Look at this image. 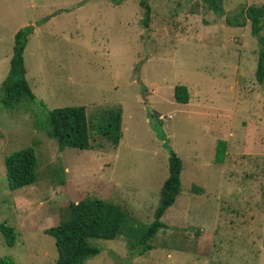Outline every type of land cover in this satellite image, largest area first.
I'll use <instances>...</instances> for the list:
<instances>
[{"label": "rangeland", "instance_id": "obj_1", "mask_svg": "<svg viewBox=\"0 0 264 264\" xmlns=\"http://www.w3.org/2000/svg\"><path fill=\"white\" fill-rule=\"evenodd\" d=\"M141 1L0 0V88L16 33L32 25L27 81L46 106L9 111L0 101V224L17 233L12 248L0 234V259L57 264L46 231L71 204L99 199L127 212V229L92 241L101 253L84 264H264V83L245 14L264 0H218L224 15L202 0H150L148 25ZM177 86L187 88L188 104L176 101ZM67 107L86 108L90 150L61 151L45 131L47 111ZM110 109L123 111L117 147L96 132ZM29 147L38 180L12 191L5 160ZM167 147L183 162L181 193L154 249L141 255L134 246L154 221Z\"/></svg>", "mask_w": 264, "mask_h": 264}, {"label": "trees", "instance_id": "obj_2", "mask_svg": "<svg viewBox=\"0 0 264 264\" xmlns=\"http://www.w3.org/2000/svg\"><path fill=\"white\" fill-rule=\"evenodd\" d=\"M123 0H112L114 4H119ZM150 0H142L141 5L145 9L146 20L152 14L149 5ZM208 7L220 15H224V10L218 0H202ZM244 14V11L240 13ZM251 21L252 34L258 39L259 61L256 77L260 84L264 83V37L263 30L264 7H251L245 11ZM237 23V24H235ZM233 25L245 27V22L234 21ZM35 27L30 25L18 31L14 37L13 56L10 62L8 76L0 88L1 104L9 111L16 110L22 104H29L32 108L39 103L36 95L27 81V69L25 66L24 54L30 37L34 34ZM175 99L178 103L188 104L189 93L185 86H177L175 89ZM102 116L100 123L96 127L98 135L104 137L114 146H119L122 137V109H110ZM48 136L55 140L61 151L66 148L78 150H90L91 126L85 107H67L55 110H48L46 121L42 123ZM160 131V129L158 130ZM159 137L166 141L167 137L163 132H159ZM226 142L220 141L217 147V157H223ZM168 148V147H167ZM170 152L169 176L161 189L160 203L154 214V221L149 225L137 239L134 247H142L141 255L154 249L153 240L161 230L166 228L163 218L166 213L177 203L181 193V174L183 162L177 153L168 148ZM7 179L12 191H17L27 186L33 185L38 180V156L34 148L29 147L16 151L5 160ZM69 212L64 221L59 226L50 228L46 234L52 236L58 248L57 264H84L90 258L101 253V249L92 244L96 240H115L121 237L127 229L129 215L120 206L103 200H85L78 204H71ZM126 226V227H125ZM0 234L4 236L9 247H15L17 233L15 229L6 223L0 224ZM0 264H14L10 258L0 259Z\"/></svg>", "mask_w": 264, "mask_h": 264}]
</instances>
